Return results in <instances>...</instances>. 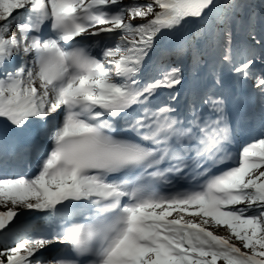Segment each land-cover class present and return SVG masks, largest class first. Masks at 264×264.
I'll list each match as a JSON object with an SVG mask.
<instances>
[{
	"label": "snow or ice",
	"instance_id": "1",
	"mask_svg": "<svg viewBox=\"0 0 264 264\" xmlns=\"http://www.w3.org/2000/svg\"><path fill=\"white\" fill-rule=\"evenodd\" d=\"M0 264H264V0H0Z\"/></svg>",
	"mask_w": 264,
	"mask_h": 264
}]
</instances>
